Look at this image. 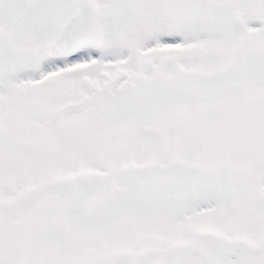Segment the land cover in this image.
Here are the masks:
<instances>
[{
  "label": "snow or ice",
  "instance_id": "6c2138e0",
  "mask_svg": "<svg viewBox=\"0 0 264 264\" xmlns=\"http://www.w3.org/2000/svg\"><path fill=\"white\" fill-rule=\"evenodd\" d=\"M0 264H264V0H0Z\"/></svg>",
  "mask_w": 264,
  "mask_h": 264
}]
</instances>
